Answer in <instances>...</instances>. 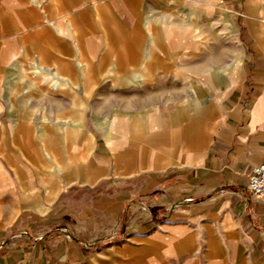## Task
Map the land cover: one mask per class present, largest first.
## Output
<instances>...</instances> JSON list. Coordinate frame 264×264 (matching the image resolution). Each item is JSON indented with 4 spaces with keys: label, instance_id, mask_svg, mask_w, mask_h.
I'll return each mask as SVG.
<instances>
[{
    "label": "crops",
    "instance_id": "obj_1",
    "mask_svg": "<svg viewBox=\"0 0 264 264\" xmlns=\"http://www.w3.org/2000/svg\"><path fill=\"white\" fill-rule=\"evenodd\" d=\"M264 0H0V264H264Z\"/></svg>",
    "mask_w": 264,
    "mask_h": 264
},
{
    "label": "built area",
    "instance_id": "obj_2",
    "mask_svg": "<svg viewBox=\"0 0 264 264\" xmlns=\"http://www.w3.org/2000/svg\"><path fill=\"white\" fill-rule=\"evenodd\" d=\"M247 188L252 196L264 199V161L251 167Z\"/></svg>",
    "mask_w": 264,
    "mask_h": 264
}]
</instances>
